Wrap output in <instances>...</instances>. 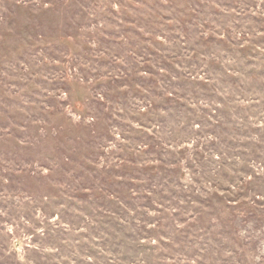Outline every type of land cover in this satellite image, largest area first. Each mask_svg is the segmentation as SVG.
<instances>
[{
	"label": "rangeland",
	"instance_id": "obj_1",
	"mask_svg": "<svg viewBox=\"0 0 264 264\" xmlns=\"http://www.w3.org/2000/svg\"><path fill=\"white\" fill-rule=\"evenodd\" d=\"M0 264H264V0H0Z\"/></svg>",
	"mask_w": 264,
	"mask_h": 264
}]
</instances>
